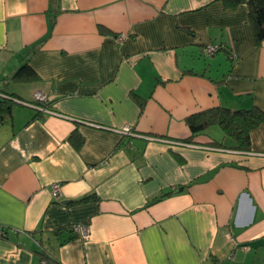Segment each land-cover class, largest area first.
Returning a JSON list of instances; mask_svg holds the SVG:
<instances>
[{"label": "crops", "instance_id": "1", "mask_svg": "<svg viewBox=\"0 0 264 264\" xmlns=\"http://www.w3.org/2000/svg\"><path fill=\"white\" fill-rule=\"evenodd\" d=\"M0 101V264H264V122L185 141L194 112L264 111L245 3L0 0Z\"/></svg>", "mask_w": 264, "mask_h": 264}, {"label": "trees", "instance_id": "2", "mask_svg": "<svg viewBox=\"0 0 264 264\" xmlns=\"http://www.w3.org/2000/svg\"><path fill=\"white\" fill-rule=\"evenodd\" d=\"M226 7H235L240 3H245L248 8V21L252 29L253 39L256 44L264 40V0H221ZM220 48V47H218ZM13 78L17 80L35 79L36 74L29 64L20 66ZM2 101H0L1 103ZM47 102V100H46ZM44 102V104H46ZM7 107L0 106V119L4 117ZM191 137L185 141L190 142L198 133L203 132L209 126L218 125L223 133L233 138L234 148L246 150L250 145V133L260 123L264 122V111L252 106L248 109L232 110L223 106L210 107L188 115L185 119ZM170 194V192L161 195V197ZM160 197V198H161ZM91 196H84L78 200L86 201ZM157 198V199H160ZM43 250L41 255L44 254ZM48 254V253H46Z\"/></svg>", "mask_w": 264, "mask_h": 264}, {"label": "built area", "instance_id": "3", "mask_svg": "<svg viewBox=\"0 0 264 264\" xmlns=\"http://www.w3.org/2000/svg\"><path fill=\"white\" fill-rule=\"evenodd\" d=\"M119 40L123 39V36H119L118 37ZM216 47L208 44L204 47V52H206L207 54H213L216 51ZM33 98H34V103L37 102V104L40 103H44L47 100V97L45 96V94L41 93V92H35L33 94ZM48 113H54L51 110H45ZM123 133H132L130 131V128L128 126H125L124 128H122L121 130ZM52 195L53 197L56 199L59 196V183H54L52 184ZM71 230L73 232H75L76 234H78L80 236L81 239L85 240L89 237V231L87 229L86 225H81V224H73L70 226ZM244 249H247L248 246H243ZM39 264H61L59 262H57L55 259H53L50 255L44 253L42 255H40V259H39Z\"/></svg>", "mask_w": 264, "mask_h": 264}, {"label": "water", "instance_id": "4", "mask_svg": "<svg viewBox=\"0 0 264 264\" xmlns=\"http://www.w3.org/2000/svg\"><path fill=\"white\" fill-rule=\"evenodd\" d=\"M69 201H70V200H62L61 203H62V204H67V203H69Z\"/></svg>", "mask_w": 264, "mask_h": 264}, {"label": "rangeland", "instance_id": "5", "mask_svg": "<svg viewBox=\"0 0 264 264\" xmlns=\"http://www.w3.org/2000/svg\"><path fill=\"white\" fill-rule=\"evenodd\" d=\"M207 59H209V58H207Z\"/></svg>", "mask_w": 264, "mask_h": 264}]
</instances>
